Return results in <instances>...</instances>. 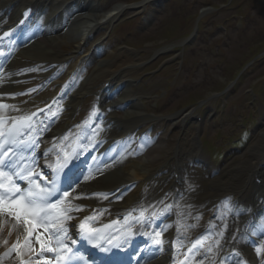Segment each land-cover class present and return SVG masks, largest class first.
<instances>
[{
    "label": "bare ground",
    "instance_id": "6f19581e",
    "mask_svg": "<svg viewBox=\"0 0 264 264\" xmlns=\"http://www.w3.org/2000/svg\"><path fill=\"white\" fill-rule=\"evenodd\" d=\"M36 1L41 7L40 1ZM11 2L12 0L0 1V17L5 7L13 10L16 3ZM62 6L63 3L58 4L52 13ZM120 11L121 6L119 5H114L101 14H93L92 11H87L85 13L86 21L77 23L78 16H75L67 28L66 34L51 36L52 38L48 36L46 30H38L32 38H35L44 49H39L36 52L32 46L22 48L21 43L16 42L14 50L15 48L16 51L22 49L20 52L12 53L8 66L12 72L10 71L3 77L5 80L7 78L15 79L14 87L11 88V83L6 82L3 85L6 89L2 90L13 92L14 99L18 102L21 101L20 105L25 110L47 101L53 96L55 90L48 87L35 97L30 98L32 94L27 95L23 92V88L30 84L19 80L24 76L20 70L26 65L57 60L60 54L56 50V45L71 40V37H75L78 41L74 51L76 54L82 48V42H87L86 32L92 30L95 25L114 19ZM60 26L63 25L60 24ZM18 41L22 40L19 38ZM100 60L105 64L97 66V69L87 79V83L81 85L80 91H76L67 103L61 102L59 114L45 134V143L51 146L69 147L70 143L63 145L62 143L74 133L76 120L82 118L81 115L86 112L87 105L92 100L98 101L104 120L102 124L94 125L93 133L84 136L85 149H89L91 144H95L99 138L111 134L122 135L123 132L133 128L138 123V119L124 121L123 116H117L116 108L119 107L121 99L106 101L100 95L97 96L100 87L88 88L89 83L113 78L118 72V67L125 65L131 59L124 57L114 62L110 55H105ZM59 61H64V59ZM74 64L75 62L72 66ZM63 77L65 78V76ZM35 84L38 86L39 81H36ZM77 103L79 105L75 107ZM130 114L138 116L137 109L132 107ZM111 119H116L114 125L107 124ZM174 122V127L169 134H162L157 139L152 138L139 148L129 145L127 150L124 149L115 156L108 153L105 155L102 165L86 175L89 177L88 180L85 181L84 176L79 177V183L74 185V189L70 188L68 191L70 192L69 198L74 201L73 204L78 205L82 210L71 211L72 214L70 213V215L73 219L71 220L72 224H69L68 221L69 231L71 233L78 231L79 224L85 221L87 217L93 218L87 222L88 225L96 219L97 222L104 220L111 213L125 212L132 207L139 206L143 208L144 213L150 212L155 217L162 214L160 222H157L153 229L163 226L162 228L166 232H164V242L161 247L143 258L138 264H199L200 261L203 264H210L220 258L225 259L228 255L224 256V253L234 248L241 251L242 258L248 259L253 264H260L261 257H257L253 242H247L245 236L251 234L256 238L255 243H262L258 238L262 236L263 231L256 233V230L260 229L257 211L260 207H264V198L260 202L258 198L264 197V188L257 189L261 192L257 194V199L253 200L250 192L253 191L254 186L250 185L253 183L250 178H259L264 184V149L262 153L258 149L255 155L249 152V157L243 155L242 161L235 166L220 167L219 173L211 178L205 170L203 171L202 168L196 166V161L199 158H196L197 146L195 142L187 140L189 147L186 148V137L180 134L182 124L177 119ZM54 123H56L55 126ZM121 128L123 129L121 130ZM175 143L182 145L184 149L176 152ZM80 144L82 145V138H80ZM99 145L100 143L95 144L92 152L105 146V144L100 147ZM50 147H48L47 155L54 152V149ZM191 148H194L195 152H192ZM45 154L41 158L47 156ZM41 162L45 164L46 159H42ZM171 164H177L186 178L183 184H177L178 187L175 185L176 180H174L173 172L170 173ZM46 167L47 165L43 166V168ZM77 173L78 170L72 175L75 176ZM128 184L131 186H127L123 191L121 185ZM98 191H111V193L104 194V196L95 195L94 192ZM152 192L153 194L149 195ZM229 195L237 197L243 203V209L252 207L251 212L243 213L245 216H239L226 211L225 202L227 200L219 201V199ZM171 196L176 199L170 200ZM167 205L172 206L169 209L166 207ZM110 217L113 216L110 215ZM209 218L215 222V232H222V234L215 233L204 236L201 234ZM230 220H232L231 223ZM165 221H167L166 224ZM13 223L14 221L11 220L0 219V264H12L18 260L14 253L10 256L4 255L16 241L17 236L20 237L21 241L24 237L21 228L12 229ZM10 229L11 235H9ZM239 229L242 232H239V236L236 237L238 233L236 231ZM200 237H204L201 241L204 243H200L201 247H198L199 244H196V241ZM4 239L8 240L7 245L2 243ZM189 244L196 245L194 251H198L199 248V254L192 252L187 255L185 250ZM27 256L28 253L25 254V257Z\"/></svg>",
    "mask_w": 264,
    "mask_h": 264
},
{
    "label": "rangeland",
    "instance_id": "374dc122",
    "mask_svg": "<svg viewBox=\"0 0 264 264\" xmlns=\"http://www.w3.org/2000/svg\"><path fill=\"white\" fill-rule=\"evenodd\" d=\"M99 1L98 13L114 5L121 6L122 14L105 40L109 47L106 52L131 53L122 46V43H127L129 49L137 53L131 70L123 72L135 79L137 84L134 87L129 85L132 93L124 89L128 97L130 94L137 97L136 104L146 121L164 120L157 128L168 134L173 127L171 120L179 118L184 121L181 133L187 140L194 138V127L198 126L196 142L215 172L220 167L237 165L243 155L249 157V152L254 155L258 149L262 152L264 65L253 66L247 71L242 65L264 49V0H233L241 5L230 13L221 11V6L208 11L202 16L203 21L199 22L197 38L188 43L183 42L193 29L198 10L212 7L208 3L219 6L222 0H166L157 10L147 7L144 19L136 17L129 20L127 16L132 12L124 8L125 4L136 1L148 4L149 1ZM47 10L50 11V8ZM235 13L243 14L244 21L239 19V15L232 17ZM239 20L242 21L241 28L237 26ZM219 24H223L220 29ZM102 30L104 28H100L98 33ZM75 42V37L67 41L71 45L66 48L67 52L72 51ZM98 64L103 65L98 57H94L86 68L85 78L90 77ZM160 67L162 70L159 73L147 74ZM238 70L243 71L236 84L227 92H222ZM254 83L258 95L254 94L255 107H252L245 92ZM124 89L120 90V95L125 93ZM174 146L178 149L180 144L175 143ZM183 173L178 167L179 182L186 180ZM253 196L256 195L253 193Z\"/></svg>",
    "mask_w": 264,
    "mask_h": 264
},
{
    "label": "snow or ice",
    "instance_id": "6c2138e0",
    "mask_svg": "<svg viewBox=\"0 0 264 264\" xmlns=\"http://www.w3.org/2000/svg\"><path fill=\"white\" fill-rule=\"evenodd\" d=\"M4 35L8 36L9 33L6 32ZM0 107L6 106L0 105ZM41 111L43 110L41 109ZM26 119L30 120L31 117ZM3 123L4 121L0 120V125ZM20 126H23V122H20ZM13 133H19L16 122L8 130L7 135L10 139L0 142V219L14 221L12 229L22 228L24 237L21 241L17 236L16 241L4 255L10 256L15 252L19 264H41V262L42 264H53L52 258L45 256V253H53L55 264H71L73 257L68 253H71L73 249L67 242L69 231L67 222L73 219L70 215L71 211L82 209L71 204L68 199L70 192L60 185L59 181L60 175L68 167L72 155L66 154L63 158L58 156L56 163L49 165L52 174L46 178L32 167V164H35L34 158L31 164L22 163L25 157L18 155L17 151L10 146L17 144ZM5 135L6 133L0 128V137ZM33 145L39 147L33 140L31 145H25V148H31ZM83 179L86 181L89 177L84 176ZM18 181L26 182L27 186L22 187ZM68 188H71V185H68ZM225 206L227 207V202H225ZM92 219V217H87L78 226L80 230L78 234L89 243L99 238L98 230L87 226V222ZM163 231H155L154 236L151 237L152 243L157 247H160L164 242L161 238ZM9 235H11V229ZM33 237L35 243L40 246L39 252L33 246ZM203 239L204 237H200L196 244H200ZM76 242L74 238L70 241L71 244ZM108 242L112 243V240ZM2 243L7 245L8 240L4 239ZM114 246L118 247L119 245ZM93 247H99V244H93ZM195 247L196 245L193 246V248ZM253 247L257 257H261L260 264H264V245L253 242ZM102 250L106 251L107 249ZM26 253L30 254L27 259L24 258ZM235 255L239 257L241 253L236 252ZM33 256L36 257L35 262ZM199 264H203V262L200 261ZM237 264H246V262L238 261Z\"/></svg>",
    "mask_w": 264,
    "mask_h": 264
}]
</instances>
